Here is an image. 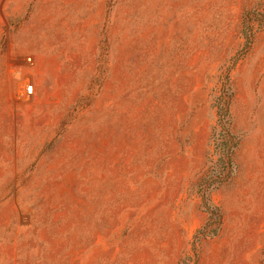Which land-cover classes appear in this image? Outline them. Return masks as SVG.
I'll use <instances>...</instances> for the list:
<instances>
[{
    "label": "rangeland",
    "instance_id": "rangeland-1",
    "mask_svg": "<svg viewBox=\"0 0 264 264\" xmlns=\"http://www.w3.org/2000/svg\"><path fill=\"white\" fill-rule=\"evenodd\" d=\"M0 264H264V0H0Z\"/></svg>",
    "mask_w": 264,
    "mask_h": 264
},
{
    "label": "trees",
    "instance_id": "trees-1",
    "mask_svg": "<svg viewBox=\"0 0 264 264\" xmlns=\"http://www.w3.org/2000/svg\"><path fill=\"white\" fill-rule=\"evenodd\" d=\"M248 16L246 15L244 18V24H243V30L242 33L245 37V49H248L250 46L249 39L251 38V32L247 31V25H246V20ZM227 91L224 92L223 96L221 97V100L226 99L224 103L220 105H217L218 109V117H219V122L222 125V130H221V138H224V141L221 143V148L220 152L221 155L217 160V167L218 171L213 170V174L209 175L207 177V181H205V186L208 191L215 190L218 187H220L226 180V178H221L226 171L227 168L231 167V161H232V155L233 151L235 149V146L232 144V135L230 132V112H229V104L231 100V94ZM204 204L207 206V212L209 213L210 217H216L219 225L221 224V214L220 210L217 207H214L211 205V202L208 197H205L204 199Z\"/></svg>",
    "mask_w": 264,
    "mask_h": 264
},
{
    "label": "built area",
    "instance_id": "built-area-1",
    "mask_svg": "<svg viewBox=\"0 0 264 264\" xmlns=\"http://www.w3.org/2000/svg\"><path fill=\"white\" fill-rule=\"evenodd\" d=\"M26 95H31L32 94V87H28L26 90Z\"/></svg>",
    "mask_w": 264,
    "mask_h": 264
}]
</instances>
